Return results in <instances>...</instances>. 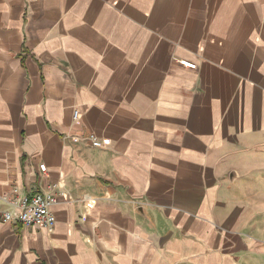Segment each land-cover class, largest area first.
Returning a JSON list of instances; mask_svg holds the SVG:
<instances>
[{
  "label": "crops",
  "instance_id": "obj_1",
  "mask_svg": "<svg viewBox=\"0 0 264 264\" xmlns=\"http://www.w3.org/2000/svg\"><path fill=\"white\" fill-rule=\"evenodd\" d=\"M0 264H264V0H0Z\"/></svg>",
  "mask_w": 264,
  "mask_h": 264
},
{
  "label": "built area",
  "instance_id": "obj_2",
  "mask_svg": "<svg viewBox=\"0 0 264 264\" xmlns=\"http://www.w3.org/2000/svg\"><path fill=\"white\" fill-rule=\"evenodd\" d=\"M181 63L189 68H195V63L182 60ZM73 118L79 119V113L74 110ZM92 144L97 146L101 144L93 135L89 136ZM39 170L42 174L46 173V165L39 164ZM58 194L54 191L36 192L31 195H24L12 201H9L15 211L5 210L2 212L4 222H16L27 227H40L51 230L55 224L56 218L51 211L50 206L56 202Z\"/></svg>",
  "mask_w": 264,
  "mask_h": 264
},
{
  "label": "rangeland",
  "instance_id": "obj_3",
  "mask_svg": "<svg viewBox=\"0 0 264 264\" xmlns=\"http://www.w3.org/2000/svg\"><path fill=\"white\" fill-rule=\"evenodd\" d=\"M248 186L252 187V186H256V184L252 183V184H249Z\"/></svg>",
  "mask_w": 264,
  "mask_h": 264
}]
</instances>
